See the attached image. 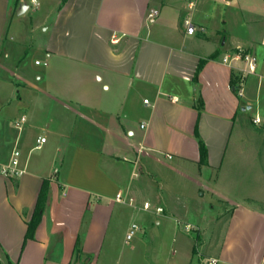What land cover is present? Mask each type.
<instances>
[{"label":"crops","instance_id":"0c3cea01","mask_svg":"<svg viewBox=\"0 0 264 264\" xmlns=\"http://www.w3.org/2000/svg\"><path fill=\"white\" fill-rule=\"evenodd\" d=\"M220 1L238 11L221 12L213 0H0V88L11 90L0 99V264H113L112 250L130 255L146 238L163 239L164 230L179 237L177 254L186 250L182 264H192L197 242L178 236L175 212H211L217 202L232 206L228 226L197 256L264 264V206L257 204L264 198L236 199L221 176L234 156L253 155L252 167L262 168L258 150L246 145L248 119L260 116L246 114L250 85L263 74L264 33L255 30L264 13ZM238 46L258 60L243 97L244 64L223 62ZM32 53L43 64L22 63ZM41 137L47 141L36 148ZM16 147L25 173L6 176L1 168ZM45 184L49 201L26 239ZM141 212L143 239L127 243V220ZM120 225L124 246L116 239ZM137 259L148 264L147 253Z\"/></svg>","mask_w":264,"mask_h":264},{"label":"rangeland","instance_id":"374dc122","mask_svg":"<svg viewBox=\"0 0 264 264\" xmlns=\"http://www.w3.org/2000/svg\"><path fill=\"white\" fill-rule=\"evenodd\" d=\"M218 4L219 9L221 12H227L228 15H230L232 12H237V9H228L225 7L224 3L220 0H213ZM241 7H244L248 5L250 8H243L244 10H247L248 12L251 11L252 13L262 14L264 13V7L261 6L262 0H240ZM185 10L186 14H190V11H188V7ZM248 16V15H247ZM248 20L252 19L250 17L247 18ZM257 21L256 19L254 20ZM257 30H255V35H258V37H261L264 33V19H260L257 21ZM228 29V28H226ZM222 36L219 38V41H221ZM230 47H228L229 49ZM210 49V46L207 45L206 49L204 51L208 52ZM21 60H23L22 63L35 66V62L39 61V63L43 64L42 56L39 53H32L31 55L27 57H21ZM38 69H41L42 67H36ZM261 70L264 74V60L263 63H261ZM252 92H253V98L254 103L252 104L253 108L251 110H248V115H255L258 113V115L262 119V125L261 127L257 128L256 123L254 122L255 116H251L248 119L249 125H247V129L250 131V137L247 136V142L246 145L249 147L255 146V148L258 150V159L260 160L262 164V168H253L252 167V161L256 160L254 159L253 155L252 158L246 156L242 157V161L238 162L237 156H234L233 162L231 160V153L233 150L234 143H231L228 157L229 163L226 165V169H223L221 172V176L223 178H226V180L230 183V188L232 190H229L230 194L233 197H236V199H242L245 196H248L249 194H257L259 198H264V78L255 80L252 85H250ZM11 90L9 89V86H3L0 88V99H6L10 96ZM249 106V105H247ZM242 114V110L240 111ZM241 116V115H239ZM240 117L237 119L234 137L236 138V134L238 133L240 129ZM248 131V133H249ZM247 150H251V148H248ZM241 166V168L239 167ZM261 208H263L264 203H257ZM232 206L229 205L227 202H217V205L213 208L211 212H175V219H177V230L176 233L180 234L182 236H185L186 238H190V240H196L197 246H196V256L193 257L192 264H204L205 259L204 257L197 256L199 251H201V245L205 244L207 241L214 239L215 237H223L226 231V228L228 226V221L230 217V213L232 211ZM145 212H141V216L137 219L129 218L127 220V223L130 225L132 223H137L141 227L142 225H145V221L143 220L144 217H146ZM187 226L190 227V229H187ZM143 228V227H142ZM144 231V230H143ZM142 229L140 233L137 235L136 238L142 237ZM145 231H149L147 226H145ZM172 232H168L164 230V236L163 239L160 240H154L152 242H149V240L146 238V248H139L133 251H130L131 254H124V250L120 252V250H116L117 252L111 251L110 258H113V264H147L140 262L137 258L139 255H141L143 252L147 253V260L148 264H172L176 260H178L177 263L182 264L183 257L185 256V249L180 250V253H176L175 249H177V246L179 245V237L175 241L173 240L175 236H173ZM141 234V236H140ZM139 236V237H138ZM123 238H124V232L122 229V226H119V230L117 232V244L123 245ZM134 239L130 243H135L139 239ZM176 238V237H175ZM181 239V238H180ZM114 253V255H113ZM124 254V255H123Z\"/></svg>","mask_w":264,"mask_h":264},{"label":"built area","instance_id":"2783aa9c","mask_svg":"<svg viewBox=\"0 0 264 264\" xmlns=\"http://www.w3.org/2000/svg\"><path fill=\"white\" fill-rule=\"evenodd\" d=\"M33 3H36V0H33ZM226 4L229 5V2L226 1ZM191 6H193V4ZM156 15H158V12L153 11L150 14V17H154ZM185 26L187 28L188 34H194L197 31V27L194 25V23L190 19L185 21ZM201 30L204 31L203 28H201ZM118 41L119 39H116L113 42L117 43ZM223 62L226 64H232V62H240L244 64V68L240 69L241 70L240 83H239V88H238L239 95L243 97L245 95L244 89H243L244 78L249 74L257 73V69H258L257 57L252 52L238 46L233 53L226 54L224 56ZM263 78H264V74L260 76V79H263ZM254 122L257 124L261 123L260 117L257 116ZM25 123H26V118H22L20 121L16 122V128H18V130H22ZM46 141H47L46 138L41 137L38 140V145L36 148H41L42 145L46 143ZM1 173L6 176H10V177H20L25 173V169H22L21 167V151L17 147L14 149L10 161L1 168ZM116 200L117 202H120V203L125 202V199L123 198L121 194L117 195ZM143 208L145 210H150L151 209L150 202H145ZM163 211L164 210L162 208L156 209V213L158 214L163 213ZM141 229L142 228L139 224L132 223L130 227L128 228L126 236H125L126 242L127 243L132 242L137 237V235L140 233ZM187 229L189 230L190 227L187 226ZM204 264H221V261L218 258H209Z\"/></svg>","mask_w":264,"mask_h":264},{"label":"trees","instance_id":"16d2710c","mask_svg":"<svg viewBox=\"0 0 264 264\" xmlns=\"http://www.w3.org/2000/svg\"><path fill=\"white\" fill-rule=\"evenodd\" d=\"M204 63H205L204 60L200 62L199 67H198V72L202 69ZM200 103H201V100H200ZM199 144H200V151H201V163L206 164L207 159H208L207 148L201 139H199ZM48 201H49V189H48V186H46L45 184L39 195L33 217L28 223V231H27L26 239L33 238L34 233L42 220L43 212H44V209Z\"/></svg>","mask_w":264,"mask_h":264}]
</instances>
